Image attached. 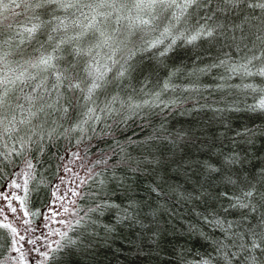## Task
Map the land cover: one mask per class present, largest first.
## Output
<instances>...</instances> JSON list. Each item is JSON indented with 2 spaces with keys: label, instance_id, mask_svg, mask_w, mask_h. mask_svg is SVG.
Instances as JSON below:
<instances>
[{
  "label": "trees",
  "instance_id": "trees-1",
  "mask_svg": "<svg viewBox=\"0 0 264 264\" xmlns=\"http://www.w3.org/2000/svg\"><path fill=\"white\" fill-rule=\"evenodd\" d=\"M208 11L195 10L190 26H196V17ZM259 14L257 9L245 21L244 13L225 9L211 20L200 19V24L223 27L192 44L178 41L164 58L154 56L155 49L139 50L138 42H126L127 48L121 44L116 58L127 60V72L106 91L97 93L100 107L111 96L118 97L110 113L98 110L99 120L83 116V101L76 98L79 94L74 96L65 87L59 89L64 96L57 103V92L51 89L55 78L26 63L42 52L49 54V44L40 48L35 41L21 44L17 38L3 45L0 54L9 53L8 68L0 65V75L5 71L13 79L21 71L36 75L24 85L17 82L10 86L13 108L17 103L30 107L24 98L30 95L33 111L41 105L44 110L33 120L42 127L30 140L25 137L23 144L18 142V133L4 135L0 130V191L15 181L19 184V191L23 189L21 207L35 229L63 163L70 161L72 168L86 174L74 217L65 231L86 247L81 251L56 246L44 264H200L209 259L211 264H223L222 253L216 251L218 243L239 253L233 264H249L246 256H256L257 264H264L259 250L246 251L251 248L249 227H255L264 217V199L258 195V191H264V111L254 112L249 107L264 96L259 91L264 89V77L230 71V66L243 62L241 57L247 50L240 51L236 45L241 44V37L255 31L259 23L255 16ZM5 15L9 17L4 21L5 34L14 35L18 28L15 22L22 17L10 12ZM9 23L12 29L7 28ZM236 24H241L243 31ZM116 38L123 36L116 33ZM128 48L136 49L130 58ZM54 55L63 57L55 62L61 69L73 60L66 53ZM260 63L254 61L257 66ZM114 74L115 69L109 73L110 80ZM42 81L43 87H37ZM165 82H170L168 89ZM193 85L196 90H192ZM63 105H68L67 114L62 111ZM15 114L19 118L20 110ZM221 153L237 160L225 171L235 184L224 182L219 173L209 179L203 169L182 166L186 161L207 160L219 168ZM153 158L175 163L146 162ZM157 186L164 195H157ZM253 186V196L244 197L242 193ZM198 193H202L199 198ZM181 194L193 198L182 199ZM237 197L247 207L236 206ZM105 201L111 206L101 213L89 211ZM81 218L88 226L84 235L83 228L76 225ZM3 225L0 223V264L7 263L13 244L11 230ZM64 243L61 235L57 245ZM241 243L245 250L240 248Z\"/></svg>",
  "mask_w": 264,
  "mask_h": 264
},
{
  "label": "snow or ice",
  "instance_id": "snow-or-ice-1",
  "mask_svg": "<svg viewBox=\"0 0 264 264\" xmlns=\"http://www.w3.org/2000/svg\"><path fill=\"white\" fill-rule=\"evenodd\" d=\"M205 8L209 11L196 17V26H190V21L195 16V10ZM16 9L20 11L17 12ZM225 9L228 12L244 13L245 21L250 16H254L257 9L260 10V14L255 16L259 21L255 25V31L250 32L247 37H241L243 47L241 44L236 45L240 51L247 50L241 57L243 62L230 66V71L244 76L259 75L264 77V0H0V17H2L0 19V51H2L3 45H8L17 38L20 39L21 44L25 40L30 43L35 41L40 48H43L45 43L49 44L51 46L49 54L45 55L42 52L36 60L26 61V63L41 72L50 73L55 78L51 89L57 92V103H59V98L64 96V93L59 92V89L65 87L74 96L79 94L76 98L77 102L83 101L81 105L85 109L82 113L83 116L99 120L98 110L110 113L113 110L112 106L118 102V97L111 96L106 99L104 106L100 107L96 103L97 93L106 91L110 83L121 80L127 72V60L124 57L116 58V53L121 50V44L127 48L126 42H138L139 50L151 51L155 49L154 56L167 57L178 41L192 44L198 39L213 36L215 29L223 26L215 24L208 26L200 24L199 21L200 19L211 20L217 12L225 11ZM247 9H251L252 12L248 13ZM6 12H10L15 17H22L15 22L18 28L14 35L5 34L4 21L9 19L5 15ZM60 12H63L64 15L57 14ZM235 27L243 31L241 24H236ZM7 28L12 29L13 24L9 23ZM116 33H121L123 39H117ZM41 36H44L45 39H41ZM133 37L136 38L135 41L132 40ZM135 51L134 48H128V57L134 56ZM101 52L104 53L103 56H101ZM55 53H66L72 56L73 60L68 61L67 66L61 69L55 62L63 57L54 55ZM8 55L7 52L0 54V65L3 69L8 68ZM254 61L261 63L257 66ZM221 63L223 64L224 61ZM117 65L118 67H116ZM113 69H115V74L110 80L109 73ZM35 79L36 75L24 71H21L14 79L10 78L6 71L0 75V130L4 135L18 133L17 139L21 144L25 137L30 140L31 136L36 135L42 127L39 123L33 124V120L40 112H43L44 105L33 111L35 104L33 97L29 95L24 98L29 102L30 107L25 108L24 104L17 103L13 108L9 98V93L12 90L10 86H15L17 82L24 85L27 81ZM43 79L46 80L47 77ZM37 87H43V81ZM169 87L170 82H165L164 88L168 89ZM244 87L250 88L253 92L257 91L252 85ZM191 88L196 90L194 85ZM35 90L34 87L33 91ZM20 91L23 92V88H20ZM259 91L264 93V89ZM16 99L19 100L20 97H16ZM40 99L43 100V96ZM71 102L69 100L68 105ZM119 102L122 105L124 103L123 101ZM68 105L61 106L65 114L68 112ZM47 107H51V104H48ZM249 107L254 112L264 111V96H261L257 103ZM16 109L20 110L19 118L15 114ZM84 122L87 123V120ZM76 127L79 128L80 125L77 124ZM221 156L223 159L217 162L220 164L219 168L207 160L186 161L182 166L189 169L194 166L203 169V174L209 179L214 173H219L224 182L235 184L236 180L231 175H225V171L237 163V160L224 153H221ZM146 162L157 165L175 163V161L164 162L158 158ZM98 163H106V161H98ZM154 191L157 192V195L165 194L159 186ZM201 194L198 193L197 198ZM242 194L244 197H252L254 186ZM258 195L264 199V191H258ZM185 196L189 199L193 198L190 194H181L182 199ZM21 203L23 202L21 201ZM110 206L105 201L98 203L95 208L89 209V211L101 213L105 207ZM236 206L247 207L239 197L236 198ZM204 219L207 221L208 217H204ZM76 225L83 228L81 235L87 233L88 226L84 223L83 218L76 221ZM3 227L8 228L9 225H3ZM11 230L15 232L14 228ZM249 234L251 248H247L246 251L259 250L261 255H264V217L255 227H249ZM62 235L65 238V243L57 245L58 248L68 246L69 250L79 248L83 251L85 249L86 245L83 241L73 239L67 233ZM240 248L245 250V245L241 243ZM216 251L222 253L223 264H233L234 259L240 258L239 253L228 250L227 244L218 243ZM245 259L249 260V264H257L256 256L250 258L246 256ZM200 264H211V259L202 260Z\"/></svg>",
  "mask_w": 264,
  "mask_h": 264
},
{
  "label": "rangeland",
  "instance_id": "rangeland-1",
  "mask_svg": "<svg viewBox=\"0 0 264 264\" xmlns=\"http://www.w3.org/2000/svg\"><path fill=\"white\" fill-rule=\"evenodd\" d=\"M69 162L65 161L60 168L51 187L49 203L35 229L21 207L23 189L19 191V184L15 181L1 189L0 223L9 225L10 230L15 229V232L11 230L12 254L6 264H44L49 253L57 246L60 236L69 227L86 177L77 168H72ZM20 179H23L22 176Z\"/></svg>",
  "mask_w": 264,
  "mask_h": 264
}]
</instances>
